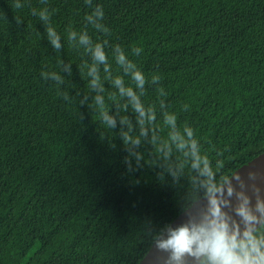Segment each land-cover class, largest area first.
Masks as SVG:
<instances>
[{
	"label": "trees",
	"instance_id": "obj_1",
	"mask_svg": "<svg viewBox=\"0 0 264 264\" xmlns=\"http://www.w3.org/2000/svg\"><path fill=\"white\" fill-rule=\"evenodd\" d=\"M21 2L0 0V264H138L152 246L148 229L181 213L183 190L156 168L127 171L118 135L101 136L97 115L78 104L89 58L67 30L120 44L146 74H160L167 110L228 174L264 151V0ZM97 5L107 33L84 21ZM42 7L61 34L58 51L32 15ZM59 60L72 67L71 103L40 77ZM145 101H156L152 87Z\"/></svg>",
	"mask_w": 264,
	"mask_h": 264
},
{
	"label": "clouds",
	"instance_id": "obj_2",
	"mask_svg": "<svg viewBox=\"0 0 264 264\" xmlns=\"http://www.w3.org/2000/svg\"><path fill=\"white\" fill-rule=\"evenodd\" d=\"M85 3L91 6L92 0ZM12 6L21 9L23 4L12 0ZM32 15L45 26L52 49L60 50L62 38L50 23L51 10L32 9ZM15 19L17 24L22 22ZM103 19L99 5L84 17L87 26L107 33ZM66 39L89 58L83 67L88 92L79 94L78 104L97 115L101 136L118 135L126 170L156 168L160 181L167 177L170 186L183 190L178 201L182 222L148 229L153 249L164 254L163 264H264V184L257 182L264 180V174L251 168L247 179L238 170L221 174L219 163L214 166L194 128L181 126L178 113L167 110L168 93L161 86V75L146 74L120 44L94 42L87 30L71 28ZM141 52L140 46L131 48V56L139 57ZM71 73V64L59 60L55 69L41 71L40 77L52 82L57 95L71 103L72 96L64 90L65 76ZM146 87L153 88L155 102L146 103ZM188 108L183 104L180 110ZM220 154L216 152L217 157Z\"/></svg>",
	"mask_w": 264,
	"mask_h": 264
},
{
	"label": "water",
	"instance_id": "obj_3",
	"mask_svg": "<svg viewBox=\"0 0 264 264\" xmlns=\"http://www.w3.org/2000/svg\"><path fill=\"white\" fill-rule=\"evenodd\" d=\"M250 168L254 170H258L259 172L264 174V151L259 155H257L256 157H254L253 159H251L250 161L240 166L236 170L240 172L242 177L247 179L246 173ZM257 182L264 184V180H258ZM233 183L235 182L233 181ZM182 220H183V214L180 213L178 217L172 221V224L175 225L177 223L182 222ZM163 255H164L163 253L156 252L151 246L148 253L138 264H163Z\"/></svg>",
	"mask_w": 264,
	"mask_h": 264
}]
</instances>
